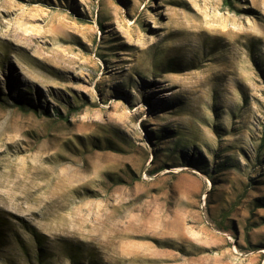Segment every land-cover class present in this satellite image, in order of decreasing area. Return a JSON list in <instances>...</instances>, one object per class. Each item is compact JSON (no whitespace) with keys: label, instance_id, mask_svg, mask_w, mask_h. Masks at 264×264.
I'll use <instances>...</instances> for the list:
<instances>
[{"label":"rangeland","instance_id":"rangeland-1","mask_svg":"<svg viewBox=\"0 0 264 264\" xmlns=\"http://www.w3.org/2000/svg\"><path fill=\"white\" fill-rule=\"evenodd\" d=\"M230 1L0 0V264H264V0Z\"/></svg>","mask_w":264,"mask_h":264},{"label":"trees","instance_id":"trees-1","mask_svg":"<svg viewBox=\"0 0 264 264\" xmlns=\"http://www.w3.org/2000/svg\"><path fill=\"white\" fill-rule=\"evenodd\" d=\"M226 2V4H229V2H231L230 0H225ZM0 103H4V102H0ZM18 107L20 108V109H24V107H23V105H18ZM59 119H65L61 114H59ZM230 213V211L229 210H226L225 212H224V214L222 215V218H221V221H224V220H226V216L228 215ZM220 229H222V228H220ZM38 241H39V239H37Z\"/></svg>","mask_w":264,"mask_h":264}]
</instances>
